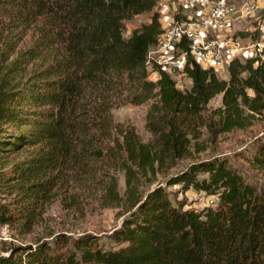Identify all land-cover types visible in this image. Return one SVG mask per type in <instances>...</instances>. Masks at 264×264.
<instances>
[{"label": "trees", "instance_id": "16d2710c", "mask_svg": "<svg viewBox=\"0 0 264 264\" xmlns=\"http://www.w3.org/2000/svg\"><path fill=\"white\" fill-rule=\"evenodd\" d=\"M0 1L6 24L30 41L0 74V153L36 146L27 158L0 168V226L30 231L38 203L59 174L96 163L108 167L105 185L113 195L114 173L123 172L131 206L110 234L113 246L87 233L57 234L12 248L20 264H264V186L216 156L158 180L187 153L194 126L216 95L222 94L214 110L220 132L242 128L247 115L264 111L262 63L231 58L223 79L187 58L182 71L191 85L181 90L170 71L148 78L147 51L160 33L158 0ZM152 10L148 23L123 36L125 20ZM28 66L26 78L15 80ZM151 99L147 141L131 124L113 120L114 105ZM4 124L17 129L6 134ZM254 161L264 166V134ZM146 177L158 181L141 194ZM175 184L214 195V205L196 210L173 203L165 187ZM0 264L13 262L0 258Z\"/></svg>", "mask_w": 264, "mask_h": 264}, {"label": "rangeland", "instance_id": "374dc122", "mask_svg": "<svg viewBox=\"0 0 264 264\" xmlns=\"http://www.w3.org/2000/svg\"><path fill=\"white\" fill-rule=\"evenodd\" d=\"M176 1V0H172ZM239 2L241 0H227ZM264 6L262 0H254ZM2 1H0V74L12 63L18 53L30 44L29 37H24L14 28L6 24V15L2 12ZM264 8V7H263ZM157 9V8H155ZM154 10V8H153ZM144 12L131 19L124 21L123 36L128 37L134 29L140 28L150 20L152 14ZM250 20L232 21L224 29V33L240 34L248 36L251 28ZM30 66L15 75V80H24ZM148 78L155 81L158 73L149 68ZM218 77L227 79V64L215 67ZM177 88L188 89L191 85L189 77L180 70H173L171 74ZM222 94L212 98L202 112L201 118L194 126L195 136L190 141V146L185 155L176 160L172 166L158 174V180L162 176L176 172L197 158L220 157L237 169L241 175L257 187L264 186V166L254 161L256 144L264 134V111L261 113H250L244 118V127H234L230 131H218L217 116L214 110L221 107ZM153 100L142 104L123 103L111 108L113 120L131 124L143 141L150 138V133L145 128L146 113ZM248 114V113H246ZM4 133L11 134L16 131V126L4 124ZM26 128V127H21ZM36 146H23L16 152L0 153V168H8L11 164L27 158L35 150ZM108 167L96 163L93 168L83 170L81 167L75 170L68 169L61 172L56 180V185L49 196L38 203V213L34 223L28 232L13 225L3 224L0 226V258H11L13 264H20L18 255L12 253L15 246H34L37 242L51 241L57 234L69 237H77L81 234H91L97 238V243L109 247L114 242L110 238L111 232L120 226L122 219L128 215L130 201L125 191L123 172H115L117 186L115 195L106 189V174ZM94 170V171H93ZM94 172V173H92ZM206 174L199 173L198 178ZM142 178L138 190L143 194L157 184ZM173 203L185 201V208L201 210L208 206L209 199L214 195L197 191L193 188L184 190L181 184L165 187ZM10 198L7 197L6 200ZM71 247L66 245L63 249Z\"/></svg>", "mask_w": 264, "mask_h": 264}, {"label": "built area", "instance_id": "2783aa9c", "mask_svg": "<svg viewBox=\"0 0 264 264\" xmlns=\"http://www.w3.org/2000/svg\"><path fill=\"white\" fill-rule=\"evenodd\" d=\"M263 7L254 0H158L160 33L147 51L145 65L156 73L183 72L187 58L214 70L231 58H255L264 65ZM245 20L252 23L248 36L224 33L230 22ZM209 203L213 206L215 198Z\"/></svg>", "mask_w": 264, "mask_h": 264}, {"label": "crops", "instance_id": "0c3cea01", "mask_svg": "<svg viewBox=\"0 0 264 264\" xmlns=\"http://www.w3.org/2000/svg\"><path fill=\"white\" fill-rule=\"evenodd\" d=\"M263 1V3H264V0H262Z\"/></svg>", "mask_w": 264, "mask_h": 264}]
</instances>
